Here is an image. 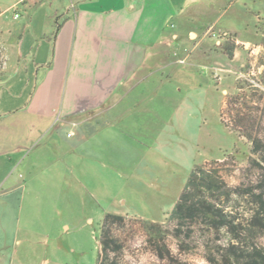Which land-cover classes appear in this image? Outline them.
Wrapping results in <instances>:
<instances>
[{"label": "rangeland", "instance_id": "rangeland-1", "mask_svg": "<svg viewBox=\"0 0 264 264\" xmlns=\"http://www.w3.org/2000/svg\"><path fill=\"white\" fill-rule=\"evenodd\" d=\"M17 2L0 0V9L9 8L5 15L12 19L24 11ZM211 2L216 8L208 6L209 14L195 20L218 19L210 33L219 40L213 46L218 54L212 52L218 78L215 61L200 62L207 42L171 64L170 94L156 97L150 122L108 129L85 145L86 155H75L77 166L68 176L76 180L74 190L62 188L61 176L53 179L48 171L8 196L11 207L0 218V264H100L106 230L119 244L108 253L117 264H234L242 251L264 249V227L253 223L259 208L254 195L264 193V0ZM224 30L249 40L235 44L233 58L223 46L234 34ZM131 130L138 136L126 133ZM194 167L218 182L206 196L229 223L217 227L204 214L172 216ZM107 213L124 220L105 222ZM150 222L159 224L158 235L148 230Z\"/></svg>", "mask_w": 264, "mask_h": 264}, {"label": "crops", "instance_id": "crops-1", "mask_svg": "<svg viewBox=\"0 0 264 264\" xmlns=\"http://www.w3.org/2000/svg\"><path fill=\"white\" fill-rule=\"evenodd\" d=\"M205 1L18 0L24 11L12 19L0 9V218L8 196L48 171L74 190L75 155L108 129L150 122L156 97L173 85L167 70L191 50L209 42L199 60L215 61L218 78L210 35L218 19L195 20L216 8ZM232 33L236 44L249 41Z\"/></svg>", "mask_w": 264, "mask_h": 264}, {"label": "trees", "instance_id": "trees-1", "mask_svg": "<svg viewBox=\"0 0 264 264\" xmlns=\"http://www.w3.org/2000/svg\"><path fill=\"white\" fill-rule=\"evenodd\" d=\"M235 40L227 41L223 46V50L228 57L233 58L235 49ZM260 147V143L257 144ZM264 163V154L262 156ZM197 168H193L189 178L180 194L179 200L176 203L172 216H177L181 220L195 219L198 216L205 215V218L214 224L215 226H221L229 223V219L226 214H223L222 209L215 207L206 196V193L212 194V192L218 188V182L216 179ZM260 187H264V182L260 184ZM264 193L254 195V199L259 202V208L255 213L254 224L264 227ZM124 220L123 215L107 213L105 215V222ZM150 233L158 235L159 224L158 223H147L146 224ZM104 237L102 238V245L106 252V257L101 261L100 264H117L114 257L108 258L109 251H116L119 248V244L116 239L110 236L109 230L104 231ZM234 264H264V249L254 247L251 252L242 251Z\"/></svg>", "mask_w": 264, "mask_h": 264}, {"label": "built area", "instance_id": "built-area-1", "mask_svg": "<svg viewBox=\"0 0 264 264\" xmlns=\"http://www.w3.org/2000/svg\"><path fill=\"white\" fill-rule=\"evenodd\" d=\"M17 16L19 15V14H16Z\"/></svg>", "mask_w": 264, "mask_h": 264}]
</instances>
